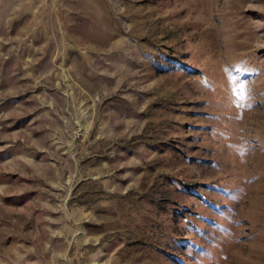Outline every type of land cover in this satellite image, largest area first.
<instances>
[{
	"label": "rangeland",
	"instance_id": "rangeland-1",
	"mask_svg": "<svg viewBox=\"0 0 264 264\" xmlns=\"http://www.w3.org/2000/svg\"><path fill=\"white\" fill-rule=\"evenodd\" d=\"M0 264H264V0H0Z\"/></svg>",
	"mask_w": 264,
	"mask_h": 264
},
{
	"label": "snow or ice",
	"instance_id": "snow-or-ice-1",
	"mask_svg": "<svg viewBox=\"0 0 264 264\" xmlns=\"http://www.w3.org/2000/svg\"><path fill=\"white\" fill-rule=\"evenodd\" d=\"M248 91H249V89H248L247 84L240 85V92H241L242 96H245ZM251 107H252V105H251V103H249L248 108H251Z\"/></svg>",
	"mask_w": 264,
	"mask_h": 264
}]
</instances>
